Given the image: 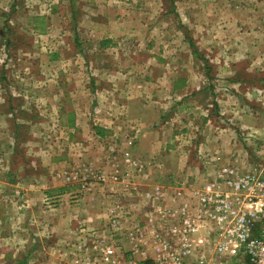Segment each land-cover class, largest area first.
<instances>
[{
	"label": "rangeland",
	"instance_id": "1",
	"mask_svg": "<svg viewBox=\"0 0 264 264\" xmlns=\"http://www.w3.org/2000/svg\"><path fill=\"white\" fill-rule=\"evenodd\" d=\"M103 1L101 0V2ZM80 2V0H0V113L5 109L1 102L8 95L13 99L12 109L17 118L14 128L15 132H19L18 140L21 141V146L25 145L23 144L25 141L32 142L30 132H40L39 136L42 143L38 148L33 147L32 149L35 150V155L41 159H48L47 153L50 154L54 148L61 147L64 149L66 147L69 149L71 145L74 147L72 157L65 155L67 159L63 168L51 167L47 169L48 172L45 175L41 176L42 179H37V167H31L32 163L35 162L33 153L29 156L24 152L22 153L20 148L23 147H20V144L14 147L16 142L14 144V141L9 139L4 131L2 132L0 166L5 168L6 160L9 159L17 162L19 166L22 165V162H29V166L34 170L32 178L38 182L46 180L45 191H42L40 198L32 197L31 202L33 203L30 205L40 208V213L46 212L48 215L42 214L45 217H38L39 219H37L35 216L32 217L30 213L28 217L30 207L22 200L27 198L24 195H22L23 198L16 195L18 197L13 201V206L17 211L20 210L23 217L16 221L13 220L14 225L11 233H9V227L6 229V224H4L9 222L6 221L7 215L0 218V221L3 219L2 226H0L2 228L0 230V242L3 241L4 243L3 245L0 244V264H73V257L79 254L93 261L96 260L95 256L83 249L86 245L82 247L81 251L74 250L73 245L78 243V229L83 227V229L91 231L92 234L94 232L92 236L96 239H100L99 236L101 239L104 237V240L107 241L113 236L112 231L106 229L105 223V228L99 224L100 227H103L102 229L93 230L91 227L98 213H101L102 204L105 208L113 199H101V197L97 199L90 196L99 186L93 187L94 184H89L91 180L85 175H78L80 181L69 182L66 180L74 172H84V169H79L81 164H89L92 170L100 171L97 169L98 167L93 168V165L96 166L97 161L104 158L106 151L99 149L98 142L95 143L97 150L90 151L91 153L88 154L84 145H87L88 142L91 144V140L78 133L107 132V130L102 131L105 127H101L105 126V113H101L97 109L96 116H94L91 111L93 106L90 104V96L87 91H82L84 97L77 95L78 99L82 100V103L78 101L77 106L83 111L86 107V110H90L91 116L88 114L83 123L79 122L80 131L72 130L70 133L71 130L67 127L69 126L70 115L63 113L61 120L57 119L58 115L55 114L54 106L51 105L50 107L47 104L45 108V98H42L45 97L44 95L51 94V86L49 88L47 85L58 79L60 69L66 70L65 75L62 74L66 80H69L70 84H73V87L76 85L82 87L88 84L91 76L96 78V82L104 80L102 78L104 72L97 73L92 70L89 74L90 67L84 68L86 59L84 60V56L80 55L78 51H83L86 54V52L93 50L96 53L97 50L98 56L95 58L96 60L91 61L92 64L97 65L102 62L111 65L115 57L110 54L105 56L102 50L109 51L117 47L122 53L120 69L124 70V76L128 77L127 81L131 82L127 92L130 96L138 98L134 112L138 108L140 113H144L142 116L149 117L150 110L155 106L151 101L155 98L158 103L160 102L158 108L162 109L168 117L171 115L175 118V131L168 132L172 135H170V139L167 138L163 142V144H167L169 150L175 152L161 158V161L163 159L162 162L168 159L170 163L169 167L161 170L158 176L173 178L175 184L183 183L184 187H190L188 186L190 183L187 184L185 181L186 176L192 179L194 174H197L196 177H199L198 172L201 171L200 174L203 179L205 175H211L219 164L232 162L236 155L240 156V160L250 162L260 147V140L248 138L245 133L251 132L258 137L264 133V130L259 132L256 129L242 128L238 122L232 120V112L238 110L240 116H247L251 109H259V106L254 105V103L250 105L246 100L250 99L251 96L260 97L264 90L251 89L243 84L235 92L236 90L231 88L230 74L225 71L226 66L216 70V72L208 71L215 65V62L210 57L202 56V48L204 45L212 47L214 44L199 36L197 0H119V9L115 8L112 13L115 14L120 11L118 12L119 16L125 22H123L124 28H119V30L125 31H123V35L119 36L118 41H114V45L110 44L104 49L101 48L100 44H97L98 41L91 43L85 39L84 33L76 32V29L78 30L83 26L80 21L76 19L75 23L73 22L75 20H68L70 13L73 12L70 6H73V10H75L76 7L80 8ZM183 3H186L187 8L182 5ZM44 6L53 7L50 10L54 13L52 15L53 22L50 25L44 21H39L35 15L39 11L46 12L47 8L45 9ZM185 10L189 11L186 12ZM112 13L110 16H113ZM48 27L51 29H47ZM262 28H264L263 25ZM76 35L77 37H75ZM39 44L43 46L44 54L39 55L36 51L35 46ZM199 48L202 50L201 55H199ZM58 49L63 50L62 59L64 62L63 60L61 63L51 62L54 58L52 55ZM23 50L26 51L23 52ZM101 53L104 56H101ZM42 55L44 56L42 57ZM219 59L220 64L216 66L230 63L225 58L224 60ZM244 66L243 72L237 74L238 77L245 79V77L251 76L255 79V74H257L258 79H261L260 73L246 74ZM167 74L171 76L173 82L175 80L179 82L175 86L173 85L174 88H170L171 84L168 83ZM200 76L206 77L200 78ZM182 80L186 81V86H188L187 82L189 81L190 89L187 90L183 83L181 85L180 81ZM36 83L40 84L36 85L39 87L46 85L43 96L41 89L34 90L31 88L30 84ZM168 92H174L173 99L180 97L179 102L182 104L176 109L174 106L173 112L169 108L174 103L172 100L169 101L172 93L169 94ZM30 93L31 95H28ZM253 93L255 95H252ZM183 95L185 96L183 97ZM21 96L23 102L28 100L34 103H31L30 106L24 103L22 107L17 103L21 100ZM85 96H88V99ZM166 100L167 103L169 102L167 108L164 107L165 104H162ZM117 101V99H112V102L104 101L108 108L106 109L108 111L107 119L111 124V129L108 132H136L133 127H136L138 121L131 117L128 118L125 113L122 116L119 115L120 104ZM175 102L177 101L175 100ZM69 106L71 107L68 104L67 109ZM96 107L100 106L97 105ZM23 109L30 110L24 117L26 119L32 118V121H36V126L29 128V120H26L27 123L25 124L22 123L25 120L19 119L17 115ZM47 109L49 112L45 113ZM205 120L209 122L208 130L211 128L213 132H204ZM86 125L87 129H85ZM2 128L4 127L2 126ZM24 132L28 133L24 134ZM69 135L72 138H69ZM127 144H129L128 141ZM80 147H83V151ZM113 152L114 150L108 151V155ZM73 156L78 158L77 161H70ZM183 160L186 163L182 170ZM46 164L49 163L46 162ZM126 171L133 173L132 170L124 169L119 172ZM147 171L150 173L151 170L148 169ZM79 184L90 185L93 190L91 192L82 190L81 192ZM196 184L195 181L191 186L195 187ZM95 185L97 184L95 183ZM15 188L20 190L18 187ZM1 194H6L3 186L0 187ZM87 198L94 201H90L93 203L90 207L96 211L94 218L88 223L84 220L86 218L75 221V223L73 221L76 230L71 231L68 227L69 222L62 221L65 219L62 217L59 223L62 224V229H68V231L66 230L65 235H57V238L54 236L55 233H45L44 229L37 228L38 224L57 223L58 210L63 212L64 210L83 208ZM94 198L96 199L94 200ZM3 202V204L11 203L6 198H3ZM35 208L32 209L35 210ZM99 219L101 220V218H97L96 222H99ZM5 235L7 238L10 237V240Z\"/></svg>",
	"mask_w": 264,
	"mask_h": 264
},
{
	"label": "crops",
	"instance_id": "2",
	"mask_svg": "<svg viewBox=\"0 0 264 264\" xmlns=\"http://www.w3.org/2000/svg\"><path fill=\"white\" fill-rule=\"evenodd\" d=\"M80 8L76 7L75 10H73V6H70V9L74 12H71L68 20L72 21L73 18L77 19L81 22L83 26L82 28L76 29V32H81L86 35L85 39L87 41L95 42L98 41V45H101V48L104 49L105 46L108 47L110 44L114 45V41L119 39L120 35H123V31L125 30H119V28H124L123 22L125 20H122V18L119 16L120 11H117V13H112L115 11V8L119 9L120 3L118 1L113 0H104L101 2V0H80ZM184 7L187 8L186 3L182 4ZM197 9H198V28H199V36L200 38H203L205 41L212 42L214 46L207 47L206 45L203 46V52L199 48V55L202 52L204 57H210L214 62L215 65L212 66L211 70H208L210 72L222 69L224 66L225 71H228L230 74V83L231 88L235 89L237 92L238 87L245 84L248 88L255 89V90H264V28H262V25L264 27V0H197L196 2ZM45 7V6H44ZM47 8L46 12H37L35 15L39 18V21H44L47 25L52 23L54 14L52 11L53 7H45ZM190 10V9H189ZM189 10H185L186 12ZM78 11V12H77ZM112 13L113 16H110ZM77 14H79L77 16ZM76 23V20L73 21ZM51 27V26H50ZM48 27L47 29H51ZM44 32V31H43ZM198 36V37H199ZM77 37V35L75 36ZM78 39V38H76ZM118 41V40H117ZM201 41V40H200ZM206 43V42H205ZM37 48V52L40 54H44V48L41 44L36 45L35 49ZM31 49V48H30ZM26 50H23V52ZM198 51V50H197ZM61 52V54H60ZM63 50H56L54 54L52 55L53 60L51 62H60L64 59L62 55ZM102 52L105 54H110L112 57H115V60L111 63V65L103 64L102 62L100 64H92L91 61L96 60L95 58L98 56L97 50L95 53V50L89 51V52H83L78 51V53L82 56H84L85 60V67H90V73L91 71L95 72H104V75L102 78L104 80H99L96 82V78L91 76L89 83L85 84L82 87H79L76 85L73 87L72 83L70 84L69 80H66L64 78V75L66 73V70L60 69L59 70V77L56 79L55 82L52 84H48L47 86H51V94H45L46 91V85L45 86H36L40 85L37 84H30L31 88L35 89H41L42 90V96L45 97V105L49 104L54 106L55 114H57V119L61 120V117L63 116V113H68L70 115L69 117V130H71L70 133H72V130L80 131L78 127L79 122H82L86 120V116L89 114L91 116L90 110L85 111L79 109L77 106L78 101L82 103V100L78 97H84L83 92H88L87 94L90 96V104L92 107V114L96 116V110L99 109L101 113H105V119L104 125L100 128L102 131L107 130V132H79L78 134L86 136L89 140H91V144L89 142L87 145H84L86 148V151L88 154L93 152V150H97V146L95 143L99 142V149H103L102 151H106L104 155V158L99 159L97 161V164L93 165V168L98 167L100 171H104L109 173V171L112 169H126L129 170L128 166L122 163V157L123 152L129 153L130 158L132 157L133 160L139 162V164L143 168V172L135 177H133L131 180H127V182H133V184L139 185L141 187V191H152L153 187L163 188L165 192L168 191V194L170 196L175 193L178 189H183L184 187L183 183L175 184L173 178H162L158 176V174L161 172V170L169 167V161H161L162 157H165L166 155H170L171 153H174L175 151H171L168 149L167 144H163L164 140L169 138L171 133L168 132H174L175 131V118L170 115L168 117L164 114V111L162 109L158 108V103L155 98L152 99V103L154 108L150 110L149 117L142 116L144 113H140L139 109L137 108V111L134 112L135 103L138 98L135 96H130L129 92H127V89L129 88L130 81H127L128 77L124 76V70L120 69V56L122 55L121 51L115 47V49L108 50H102ZM32 54V53H31ZM101 56H104L102 53ZM44 55H42L43 57ZM41 57V56H39ZM201 57V56H200ZM230 57V58H229ZM222 58L224 60L227 59L230 61L229 64H224L220 66H216L220 64V59ZM103 59V58H102ZM101 59V60H102ZM218 59V60H217ZM66 60V58H65ZM258 64V65H257ZM245 65V66H244ZM244 66V71L246 74H255L260 73L261 79H258L257 74L256 78L253 79L251 76L245 77V79L238 77L237 74L242 73ZM92 68V69H91ZM209 72V74H210ZM64 73V75L62 74ZM233 75V76H232ZM168 77V83H170V88H174L175 84H178L179 82H176V80L173 82V79L169 74H167ZM202 76H200L201 78ZM206 77V76H203ZM202 77V78H203ZM229 79V78H228ZM234 79V80H233ZM128 82V83H127ZM181 85L182 83L185 84V88L188 90L190 89L189 81L188 86H186V81H180ZM45 84V83H44ZM43 84V85H44ZM70 84V86H69ZM106 84V85H104ZM203 84V83H202ZM174 85V86H173ZM105 86V87H104ZM169 88V89H170ZM24 89V88H22ZM30 90V89H29ZM195 90H198V88H195ZM23 92V90H21ZM35 92V91H33ZM48 93V92H47ZM169 94L172 93L171 98H169V101L172 100L174 103L172 104V107H169L171 111L173 112V107L179 108L182 106V104L179 102L180 97H176V99H173L172 96H174V92H168ZM178 94V93H177ZM28 95H31L28 94ZM78 95V97H77ZM94 95V96H93ZM252 95H255L254 93ZM106 96V97H105ZM185 95H183L184 97ZM6 99L3 100L2 105L5 106V109L3 112L0 113V138L2 136V132H5V135L9 137L12 141H14L15 146H19L21 141L19 142V132H15V119L16 114H14V111L12 109L13 106V99H11L8 95L5 97ZM31 98V97H30ZM86 99H88V96H85ZM102 98V100H101ZM39 99V98H38ZM112 99H117L118 104H120V107L118 108V114L123 115L125 113L128 118H134L138 121V124L136 127H133V129H136V132H108L109 129H111L110 121L107 119L108 109L105 106L104 101L112 102ZM175 100L177 102H175ZM21 96V100L17 102L22 107L24 106V103H26L28 106L31 105V103L28 100H24ZM237 101V100H236ZM248 104L259 106L260 108L257 110L251 109L250 113H247V116H240V112L238 110H234L232 112L233 118L235 122H238L239 125L244 129H256L259 132L264 130V93L261 94L260 97H254L251 96V98L246 100ZM40 102V101H39ZM70 104L67 109V105ZM164 107L167 108L169 105V102L167 103V100ZM100 107H96V106ZM25 108V107H24ZM112 110V108H111ZM27 109H23L22 111H19V119L29 120V128L36 126V121H32L31 119H26L24 115L28 113ZM71 111V112H69ZM48 109L45 113H48ZM167 112V111H166ZM141 114V115H140ZM47 115V114H46ZM36 117V116H34ZM24 118V119H23ZM56 121V119H55ZM206 122V120H205ZM209 122L207 121L205 123V131L204 132H213L211 128L208 130ZM32 125V126H31ZM2 126L4 128H2ZM27 128V127H25ZM87 125L85 126V129H87ZM95 128V126H94ZM93 128V129H94ZM90 129V128H89ZM88 131H91L89 130ZM82 130V129H81ZM165 132V133H164ZM28 132H24L26 134ZM85 133V134H84ZM30 136L32 137V142L25 141L22 145L20 144V148L22 153L27 154L28 156L32 154L35 157V162L32 163L31 167H37L36 170H38V173L36 175L37 179H42V175H45L48 170L51 167H59L63 168V165L66 162L65 155L68 157H72V151L74 150V147L71 145L69 149L66 147L63 149L61 147L54 148L52 152L48 154L47 158H40L35 155V150L32 148H38L39 145H41V138L39 136L40 132H30ZM164 136V137H163ZM69 138H72L71 135H69ZM82 142L83 139H81ZM127 141L129 144H127ZM119 143V144H118ZM83 144V143H82ZM81 144V145H82ZM102 145V146H101ZM94 147V148H92ZM81 149L83 147H80ZM168 149V150H167ZM114 150V152L110 155H108V151ZM83 151V149L81 150ZM89 151V152H88ZM91 151V152H90ZM38 157V158H37ZM160 159H159V158ZM78 158L76 156H73L71 158V162L77 161ZM166 159V158H165ZM27 160V159H26ZM6 167L3 168L0 166V187L3 186L5 189L6 194L0 195V218H3L7 215V220L9 221L6 224L5 228L8 229L9 227V233H11V229H13L14 223L13 220H18L23 217L22 214H20V210L17 211L13 206V201L15 200L16 195H19L21 198H23L22 195H24L27 199H22L24 202L27 203V205L30 207V212L32 217H37V219L45 217L42 216V214H46V212L40 213V208L32 207L30 204L32 197L37 198L41 196L42 191H45V183L46 180L37 181L34 178H32V174H34L33 168L29 166V162H22V165H18V163L15 161L13 162L12 159L6 160ZM48 162L49 164H46ZM94 163V162H93ZM177 163V162H176ZM186 163L185 160H183L182 164V170L184 169L183 166ZM77 164V162H75ZM74 164V165H75ZM178 165V164H177ZM114 166L115 168H113ZM79 169H91V165L89 164H81ZM151 170L150 173L147 170ZM81 172V171H80ZM145 172L146 175H145ZM199 177H196L197 174H194V178H189L188 176L185 177V181H187V184L190 186L196 181L198 186L201 184V171L198 172ZM52 179V178H51ZM196 179V180H195ZM200 179V180H198ZM170 180V181H169ZM198 180V181H197ZM49 182V181H47ZM50 184V182H49ZM188 185V186H189ZM96 185L94 184L93 187ZM18 187L20 190H16ZM63 190V189H61ZM58 190V191H61ZM184 190V189H183ZM186 192L183 191V194ZM123 197L119 198L124 202L125 209L128 211V219L130 220L129 225L134 226L136 222V218H142L144 217V213H146V209L144 208V205L140 198L137 197L134 193H123L121 194ZM5 196V197H3ZM36 196V197H35ZM90 196H94L97 199L101 197V199L104 198H112L108 197L107 194L103 193L101 189L98 187L96 188ZM116 197V196H115ZM2 198V199H1ZM3 198H6L7 200L11 201V203L3 204ZM94 198V200L96 199ZM2 200V201H1ZM41 201V199H39ZM90 198H87L85 200V205L83 208H74L69 210H64L63 212L58 213L54 210L55 213H57V223H59L60 218L64 217L62 221H68L69 222V228L71 231L76 230L75 221H81L82 219L86 220L88 223L91 221L92 218H94V213L96 212L94 208H91L90 206L93 203H90ZM180 201V200H179ZM94 202V201H91ZM110 203L107 205L109 207ZM5 205V206H4ZM20 206V205H18ZM96 207V206H95ZM107 207L101 208V213H98L97 218L99 219V222H96V219L91 224L93 230H97L99 228L104 227V221H105V210ZM147 207V206H146ZM32 208H35L33 210ZM19 209V208H17ZM149 209V208H148ZM48 215V214H46ZM146 215V214H145ZM59 216V217H58ZM39 217V218H38ZM103 217V219H102ZM28 219V218H27ZM26 219V220H27ZM14 221V222H15ZM46 221V220H45ZM74 221V223H72ZM3 219L0 221V226H2ZM61 222V221H60ZM96 222V224H95ZM12 223V224H11ZM53 224H47L42 225L38 224L37 228L44 229L45 233H55L54 236L57 238V235H65L66 230L68 229H62V224L59 223ZM128 221L125 223L127 224ZM103 227H100V225ZM103 224V225H102ZM36 227V226H35ZM105 228V227H104ZM62 229V230H61ZM107 229V228H106ZM2 230V228H0ZM69 230V231H70ZM7 231V230H6ZM43 231V232H44ZM94 234V232H93ZM97 234V233H96ZM112 238L106 241V239L103 240L106 243H111L115 247H117L122 254H124L127 257V252L130 250V245L126 241L124 237L118 236V234L113 233ZM10 236V234H9ZM8 236V237H9ZM6 237V235H5ZM7 238V237H6ZM98 238L101 239V237L98 236ZM10 240V237L7 238ZM0 244H4L3 241L0 242ZM10 244V243H9ZM147 258L152 259L153 258V251L150 247L145 249Z\"/></svg>",
	"mask_w": 264,
	"mask_h": 264
},
{
	"label": "built area",
	"instance_id": "3",
	"mask_svg": "<svg viewBox=\"0 0 264 264\" xmlns=\"http://www.w3.org/2000/svg\"><path fill=\"white\" fill-rule=\"evenodd\" d=\"M245 135L260 140L250 162L236 155L229 164H219L211 175H205L198 186L178 189L171 196L163 188L142 192L139 185L127 182L143 172L127 152L122 154V163L133 173L86 169L70 174L67 181H80L79 176L85 175L89 184L96 183L112 197L105 210V226L130 245L126 257L113 244L80 227L74 250L81 251L86 245L83 249L97 261L79 254L73 264H264V133ZM79 185L81 192L93 190L90 185ZM125 192L136 194L147 211L134 226L129 225L128 211L119 199ZM148 247L152 259L144 251Z\"/></svg>",
	"mask_w": 264,
	"mask_h": 264
},
{
	"label": "trees",
	"instance_id": "4",
	"mask_svg": "<svg viewBox=\"0 0 264 264\" xmlns=\"http://www.w3.org/2000/svg\"><path fill=\"white\" fill-rule=\"evenodd\" d=\"M74 9V8H73ZM73 20H76L75 18H73ZM64 190V189H63ZM136 264H153L151 261H141V262H137Z\"/></svg>",
	"mask_w": 264,
	"mask_h": 264
}]
</instances>
